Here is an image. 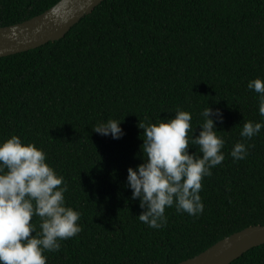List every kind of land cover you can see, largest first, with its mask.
<instances>
[{
    "label": "trees",
    "instance_id": "trees-1",
    "mask_svg": "<svg viewBox=\"0 0 264 264\" xmlns=\"http://www.w3.org/2000/svg\"><path fill=\"white\" fill-rule=\"evenodd\" d=\"M59 1L0 0V27ZM256 78L264 80V0H104L62 39L0 58V142L15 135L42 150L68 186L66 206L80 213L82 231L45 251L46 264H178L264 226V128L240 136L243 123L264 121L247 87ZM207 106L222 113L214 123L225 158L201 181L203 212L166 208L167 223L150 228L126 185L127 169L142 163L137 125L179 109L195 138ZM109 119L121 122L122 138L92 131ZM237 142L252 145L243 160L230 156ZM230 264H264V245Z\"/></svg>",
    "mask_w": 264,
    "mask_h": 264
},
{
    "label": "clouds",
    "instance_id": "clouds-1",
    "mask_svg": "<svg viewBox=\"0 0 264 264\" xmlns=\"http://www.w3.org/2000/svg\"><path fill=\"white\" fill-rule=\"evenodd\" d=\"M247 87L258 94L259 115L264 117V80H251ZM201 116L204 122L195 138L191 114L179 109L172 119L137 125L143 136L142 163L127 169L126 185L131 199L139 200L138 220L150 228L167 223L166 208L175 206L178 213L192 216L203 212L201 181L223 162L225 142L215 130L214 122H223L219 109L207 106ZM120 124L109 119L98 122L92 131L120 139ZM262 128L264 121H247L240 136L251 139ZM190 146H195V153L189 154ZM250 147L237 142L230 156L243 160ZM67 190L63 176L46 163L45 153L34 144H24L15 135L0 142V264H46L45 251L58 252L60 241L82 231L80 213L65 204ZM33 217L40 218L39 231Z\"/></svg>",
    "mask_w": 264,
    "mask_h": 264
},
{
    "label": "water",
    "instance_id": "water-1",
    "mask_svg": "<svg viewBox=\"0 0 264 264\" xmlns=\"http://www.w3.org/2000/svg\"><path fill=\"white\" fill-rule=\"evenodd\" d=\"M104 0H60L30 20L0 27V58L62 39L82 17ZM264 245V226H252L223 238L199 255L178 264H230Z\"/></svg>",
    "mask_w": 264,
    "mask_h": 264
}]
</instances>
